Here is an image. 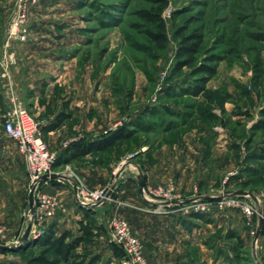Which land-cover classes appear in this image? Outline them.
<instances>
[{
    "label": "rangeland",
    "instance_id": "374dc122",
    "mask_svg": "<svg viewBox=\"0 0 264 264\" xmlns=\"http://www.w3.org/2000/svg\"><path fill=\"white\" fill-rule=\"evenodd\" d=\"M165 1L162 17L167 42L161 46L147 33L154 26L138 12L158 10ZM16 2L0 0V31L4 24L6 28L19 24L5 42L17 52L21 46L30 47L31 60L49 66L43 70L48 71L43 75L46 81L26 92L25 98L38 96L39 105L45 104V112L37 115L41 123V118L48 120L47 125L58 116L66 120V132L53 143L41 125L43 137L61 164L56 170L68 166V172H75L85 182L78 171L89 167L92 160H102L109 171L114 166L115 172L120 163H133L146 175L156 165L157 171L167 173L164 182L145 184L144 196L150 200H165L158 192L169 189L180 201L204 193L234 192L233 198L200 204L143 207L155 214H177L181 229L187 231L185 242L177 231L182 243L177 242L169 253L168 264H264V224L260 226L256 214L247 217L237 204L242 199L250 201L247 193H241L244 191L264 197V159L258 157L264 152V128L255 127L264 118V0H38L29 5L22 22L12 17ZM179 26L188 31L198 28L204 41L197 61L177 70L179 38L175 30ZM23 29L25 40L17 35ZM0 39L3 43V35ZM210 56L214 60L207 59ZM204 64L213 70L195 71ZM2 68L5 72L8 66ZM12 98L16 99L15 95ZM137 125L151 129H136L131 138L91 156L71 157L72 142ZM114 180L112 174L100 187H111ZM134 181L136 184L138 177ZM31 184L29 178L27 192ZM121 185L117 183L113 193L122 188L118 196H123L119 198L125 204L126 191ZM112 201L110 197L108 202L113 205ZM80 210L84 214L80 228L86 225L91 234L85 235L80 228L73 231L84 234V240L70 260L60 264H126V254L109 229L114 216L130 220L115 214L105 221L103 214L99 216L90 207ZM28 215L29 206L23 213L27 223ZM199 215L202 219L196 220ZM72 223L74 220L69 226ZM45 227L36 222L28 237L17 242L24 234L16 232L11 237L0 222V244L12 246L0 250V264H28L27 258L35 250L23 248ZM135 233L145 253V243ZM9 240L13 243L8 244ZM100 247L104 251L96 252Z\"/></svg>",
    "mask_w": 264,
    "mask_h": 264
},
{
    "label": "crops",
    "instance_id": "0c3cea01",
    "mask_svg": "<svg viewBox=\"0 0 264 264\" xmlns=\"http://www.w3.org/2000/svg\"><path fill=\"white\" fill-rule=\"evenodd\" d=\"M0 32L2 33H0V37L3 35V43L0 39V50L7 51L11 59L9 60L8 68L5 72L2 68L3 66H0V222L8 228L10 236L13 237L16 232H19L21 236V234H25L28 230L29 223H27V221L25 222L23 213H25L26 208L29 206V192H27V186L29 178L31 177L25 155L20 151L18 144L10 139L4 131L3 114L11 101L12 94L15 95L18 101L21 99L23 105L29 104V107L25 105L28 109L31 108L32 110V108L35 109V107L39 108V110L35 109L34 113L29 109L36 118L38 114L45 112L43 109H45L46 106L45 104L39 105L38 96L31 98L32 100H27L25 98V93L27 92V95L30 89L39 87L46 81L47 78L43 75H47L48 71L43 70L45 68L48 69L49 66L44 62L31 60L28 52L33 51V49L30 47L20 45L21 50L17 52L18 50H16V48L6 43L5 39L8 35L6 24H4ZM45 48L46 47L43 49L45 50ZM47 51H50V49H47ZM36 75L40 76L35 78ZM33 99L35 102L34 105L32 104ZM53 116L54 115L50 117ZM41 120L43 121L41 125H47L48 120L46 118H41ZM65 121L64 119L55 129L48 132L51 143H53V141L56 142L59 135L66 132ZM92 125L93 124L89 127H92ZM93 138L98 137L93 136ZM46 141L51 149L48 139ZM60 143L64 146L65 140L62 139ZM92 154L93 153H89L86 156H91ZM120 164L117 168V172H115L116 169H114V166L113 170L109 171L105 162L102 160H92L89 167H80L78 172L82 175L84 181L92 187L106 185L109 182V178L112 177V174H115L114 184L112 185L113 189L110 192V197H112L114 204L112 205L107 202L91 209L98 213L99 216L103 214V219L105 221L109 220L115 214H121L127 217L131 222L133 230L140 234L145 243V253L148 264H168L169 253H173L174 246L177 242H181V239L177 238V231L180 237H183L184 242L186 241L185 237L188 236L187 231L184 232L181 229V222L177 220V214L160 215L152 213L144 208L143 205L157 206L161 201L157 199L150 200L151 198L147 199L148 197L146 198L144 196L145 191L143 193L139 191L138 181L136 184L134 181L135 177L143 173L145 176V184L156 186L165 181L167 171L164 170V172H159L156 170L158 167L155 165L151 167V174L146 175L139 165L126 162V165L121 168L122 171L119 172L118 169L121 167ZM117 183L122 184L121 186L124 187L123 192L126 191L124 196L126 200V202H124L125 204H123V201L119 198L121 196H118L122 188L120 192L116 190V194L113 193ZM41 186L42 190L45 192L58 195L61 201V207L57 210L56 215L49 219L45 225L47 226L53 223L56 229L61 228V230L70 229L72 231H77V229L80 228V222L84 214L82 210H80L81 206L76 200L73 186L67 183H57V180L54 178L43 182ZM209 195L210 194L204 193L200 196L206 197ZM121 198H123V196ZM74 213H77L74 216L75 218L70 219L69 215H74ZM231 214L237 217L236 212L233 211ZM193 216L194 215L190 217ZM201 216L202 215L196 216L198 217L196 220H201ZM73 220L74 223L69 226V222ZM30 230H32V226ZM75 233L77 234V232ZM184 233L185 235H183ZM7 243L11 244L13 240H9ZM95 251L99 252L104 250L100 247ZM106 253L104 256L101 255V260L107 256Z\"/></svg>",
    "mask_w": 264,
    "mask_h": 264
},
{
    "label": "built area",
    "instance_id": "2783aa9c",
    "mask_svg": "<svg viewBox=\"0 0 264 264\" xmlns=\"http://www.w3.org/2000/svg\"><path fill=\"white\" fill-rule=\"evenodd\" d=\"M38 0H17L14 7L12 17L16 16L20 22L25 20L27 9L29 5L36 3ZM17 13V15L15 14ZM15 24L13 28H8V35L16 31ZM21 40L26 39L25 29L17 34ZM9 64V57L5 50H0V66L7 67ZM3 128L6 135L14 140L20 151L25 155L32 184L36 186L35 189V208L29 207L28 220L32 226L37 222L44 225L49 219L56 215L57 210L61 207V201L56 194L45 192L41 188V184L49 179L54 178L59 182H70L73 186L75 197L81 207H97L109 201L111 187H97L90 188L85 184L75 172H68V166L64 170H54L53 164L56 159V154L50 149L46 139L41 133V122L30 112V110L14 99L11 105L5 110L3 114ZM57 173L52 176V173ZM165 196L160 204L155 207H163L165 205H175L178 203H202L210 199H219L224 197H235V193L231 191H223L220 195H209L206 197L197 196L191 200L180 201L176 196L172 195V189L161 190ZM250 201L242 199L238 200L237 204L241 207L243 213L251 218L252 215L260 216L264 222V197L251 193L246 194ZM235 203V200H232ZM199 207V205L197 206ZM42 231V230H40ZM109 233L114 241H116L124 250L126 254V264H148L144 247L139 236L133 230L130 222L121 216H114L110 222ZM2 233L0 231V239ZM21 240L18 239L17 242Z\"/></svg>",
    "mask_w": 264,
    "mask_h": 264
},
{
    "label": "trees",
    "instance_id": "16d2710c",
    "mask_svg": "<svg viewBox=\"0 0 264 264\" xmlns=\"http://www.w3.org/2000/svg\"><path fill=\"white\" fill-rule=\"evenodd\" d=\"M166 1L163 5L155 11L141 9L139 15L142 19L154 26L153 29L148 30V35L151 40L157 44L164 46L167 42V30L166 22L162 17V9L166 5ZM175 35L179 38V44L176 50L177 62L175 68L182 69L183 67L194 64L197 61V57L201 52L202 44L204 41V34L198 29L188 31L186 26H179L175 30ZM214 56H210L209 60H214ZM213 67L207 64L201 65L200 68H195V71H212ZM199 83V82H198ZM196 83V85H198ZM197 87V86H196ZM193 88H189L192 90ZM194 90V89H193ZM192 90V91H193ZM199 90L193 92L198 93ZM65 118L58 116L55 121L43 127V131L48 133L55 129ZM256 128H264V118L255 124ZM136 129H143L148 131L151 129L150 126L137 125L136 128L130 129L128 126H121L109 134L101 136L99 138L87 139L82 142L71 143V157L79 158L83 157L92 152H101L113 147L118 141L131 138ZM258 157L264 159V152L260 153ZM58 164L55 160L53 169L56 170ZM252 194L256 195L251 190ZM264 224V223H263ZM86 235L91 234V230L86 225H82L80 228ZM84 234H75L70 229H63L59 233L56 232L55 224H49L45 227L42 234L31 240L28 247L23 249L29 250L34 249L35 252L27 258L28 264H60L70 260L73 255V251L80 245L84 240ZM236 235V234H235ZM21 247V246H20ZM29 248V249H28ZM25 250V251H26ZM225 264H233L226 262Z\"/></svg>",
    "mask_w": 264,
    "mask_h": 264
},
{
    "label": "water",
    "instance_id": "95a60500",
    "mask_svg": "<svg viewBox=\"0 0 264 264\" xmlns=\"http://www.w3.org/2000/svg\"><path fill=\"white\" fill-rule=\"evenodd\" d=\"M124 165H122L120 168H123ZM57 173H52L51 175L54 176L56 175ZM144 188H145V176L143 173H140L138 175V189L141 193L144 192ZM35 189H36V186L35 184H31L30 186V190H29V195H28V203H29V207L31 209H34L35 208ZM241 193H250L249 191H244V192H241ZM259 223H260V226L263 224V218L262 216L259 217ZM31 223H29L28 225V230L27 232L19 239V240H24L28 237L29 235V232H30V229H31ZM259 231V230H258ZM12 246L10 245H7V244H0V250H6L8 248H11Z\"/></svg>",
    "mask_w": 264,
    "mask_h": 264
}]
</instances>
